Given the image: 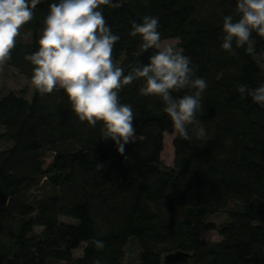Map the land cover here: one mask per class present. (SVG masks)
<instances>
[{
    "label": "trees",
    "instance_id": "obj_1",
    "mask_svg": "<svg viewBox=\"0 0 264 264\" xmlns=\"http://www.w3.org/2000/svg\"><path fill=\"white\" fill-rule=\"evenodd\" d=\"M53 2L37 5L20 30L31 39L17 37L6 63L31 81L34 66L25 56L39 50ZM101 7L120 36L113 55L125 75L155 51H143L142 37L129 35L132 21L158 17L161 40H180L193 79L207 83L197 113L204 135L197 139L189 128V141L176 133L173 166H164V136L174 133L173 123L158 96L140 93L142 79L120 91L136 129V142L123 155L102 139V122L79 120L63 89L42 96L35 88L31 99L26 90L0 95V139L10 142L0 149V264H126L130 238L140 252L128 264H167L171 253L183 254L171 264H264V108L237 90L264 84V71L245 48L233 44V55L221 47L224 16L239 19L237 0H124L120 8ZM253 39L256 51H264V38L253 33ZM231 202L237 207L229 208ZM220 212H227L226 221H210ZM205 229L221 239L204 240Z\"/></svg>",
    "mask_w": 264,
    "mask_h": 264
},
{
    "label": "clouds",
    "instance_id": "obj_2",
    "mask_svg": "<svg viewBox=\"0 0 264 264\" xmlns=\"http://www.w3.org/2000/svg\"><path fill=\"white\" fill-rule=\"evenodd\" d=\"M41 0H0V68L11 60L21 28L34 16ZM124 0H58L49 5L39 38V50L26 55L33 67L32 84L43 96L63 89L71 101L73 111L81 122L90 126L102 122V139L115 142L123 155L125 145L136 142L134 112L129 104L120 102V91L136 80L145 81L142 95L158 96L164 112L170 117L175 133L191 140L189 126L198 124L197 113L202 110V93L207 88L203 78H195L191 58L171 44L161 40L159 19L145 16L142 23L132 21L131 37H142L143 51L154 49L147 64H137L125 75L124 67L114 58V45L120 40L112 32L101 6L120 8ZM238 20L232 15L223 18L221 47L235 55V48H245L257 66L264 71V51H256L253 33L264 38V0H237ZM246 46V47H245ZM220 76H217L219 79ZM191 87L192 94L174 93ZM241 98L250 96L264 108V84L249 89L238 87ZM196 138L204 129H193ZM103 248L102 241H91ZM95 264H99L96 261Z\"/></svg>",
    "mask_w": 264,
    "mask_h": 264
},
{
    "label": "rangeland",
    "instance_id": "obj_3",
    "mask_svg": "<svg viewBox=\"0 0 264 264\" xmlns=\"http://www.w3.org/2000/svg\"><path fill=\"white\" fill-rule=\"evenodd\" d=\"M18 38L29 41L31 39V32L26 31L24 33L20 32V35ZM165 44H171L176 50H180L179 48V42L180 40L178 38H171L163 40ZM20 90H26L27 91V98L31 99L35 86L32 84V81L27 78L25 75L21 74L16 68L9 66L5 64L2 68H0V95L6 94L10 91H20ZM190 130L192 132L193 129H196L197 131L202 128L200 124H195L189 126ZM1 130H3V127H0ZM176 133L174 130V133H165L164 136V148L162 151V162L164 166L171 167L173 166V160H174V146H173V139L175 137ZM10 145V142L1 140L0 139V149H4L7 146ZM52 152L47 151L46 156V166H48L52 162ZM109 162H105L102 166H108ZM237 204L235 202H231L229 204V208H236ZM228 218L227 212H220L218 214H215L211 216L209 219L215 224H220L224 221H226ZM61 220L67 222L68 224H75L77 220L73 217L69 216H61ZM201 236L204 240L208 242L218 241L220 240V236L218 235L216 230H208L205 229L202 231ZM135 238H130L128 241V244L126 246V258L125 263H136L139 261V252L140 247L137 240H134ZM75 255L80 256L82 255V247L75 250Z\"/></svg>",
    "mask_w": 264,
    "mask_h": 264
},
{
    "label": "water",
    "instance_id": "obj_4",
    "mask_svg": "<svg viewBox=\"0 0 264 264\" xmlns=\"http://www.w3.org/2000/svg\"><path fill=\"white\" fill-rule=\"evenodd\" d=\"M42 29H43V26L41 27L40 35L42 34ZM182 257H183V254L181 253H171L165 256V262L167 264H171Z\"/></svg>",
    "mask_w": 264,
    "mask_h": 264
}]
</instances>
